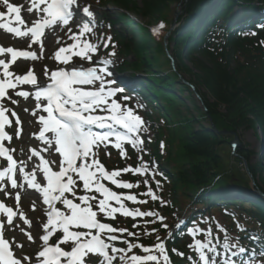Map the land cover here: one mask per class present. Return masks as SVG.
<instances>
[{"label": "trees", "instance_id": "trees-1", "mask_svg": "<svg viewBox=\"0 0 264 264\" xmlns=\"http://www.w3.org/2000/svg\"><path fill=\"white\" fill-rule=\"evenodd\" d=\"M164 1L172 0H144L142 7L134 0H95L101 8L108 9L110 4L120 8L116 21L103 17L106 32L113 37L107 54L114 52L110 57L117 58L115 70L128 69L131 73L146 75L132 91L127 90L130 100L122 101L127 95H118V100L131 107L145 124L137 133L142 143L126 145L127 155L119 159L117 166L156 170L154 180L160 181L162 189L157 188L150 175L134 176L133 171L125 172L123 178L130 180L133 187L120 193L147 201L130 203V207L157 215L135 220L118 217L115 227L125 230L118 232L129 242L153 249L151 254L158 256V262L148 264L199 263V253L194 247L197 239L216 248V254L211 256L220 262L231 251L240 252L242 247L248 255L262 258L261 264H264V164H251L252 152L247 148L239 152L249 162L247 176L255 180L256 190L263 194L259 195L251 188L250 180L233 179L230 175L232 172L219 151L220 143H227L229 137L219 135L222 130L217 125L215 129L203 125L212 119L215 124V121L223 124L226 131H237L251 124L259 129L264 142V28L260 27L264 25V0H191L185 5L183 16L178 20L180 26L168 44L176 53L179 67L184 68L178 59L185 58L194 66L198 81H190L189 88L180 81L182 69L173 68L171 60L164 56L162 45L170 29L169 20L160 19L165 22L164 33L158 37L161 45L146 25L128 15L134 12L159 17ZM118 23L121 30H115ZM129 33L131 43L126 41ZM131 55L136 63L128 61ZM159 62L164 63L158 66ZM166 64L169 70L163 69ZM178 83L186 89L193 88L203 100L204 108L191 102L197 115L187 107L189 97L183 98L182 90H175ZM184 106L185 112L181 110ZM221 107L225 110L223 113L219 112ZM146 179L158 199L142 195L147 192ZM159 217L164 218L167 228L162 226ZM193 229L204 231H196L195 237L188 239ZM129 233L135 235L129 236ZM161 241L166 245L167 262L155 250ZM133 254L148 253L135 248L128 253Z\"/></svg>", "mask_w": 264, "mask_h": 264}, {"label": "snow or ice", "instance_id": "snow-or-ice-1", "mask_svg": "<svg viewBox=\"0 0 264 264\" xmlns=\"http://www.w3.org/2000/svg\"><path fill=\"white\" fill-rule=\"evenodd\" d=\"M7 12L9 14L15 13V23L23 24L24 22L20 18V9L14 7L8 0H3ZM77 4V0H52L42 9L47 14V18L37 20L33 26L28 28L27 31L13 26L11 17H8V23L0 22V28L6 29L8 32L15 33L19 36H26L31 33L33 38L41 35L42 30L50 24L56 21H62L64 25H68L69 21L73 18V5ZM82 13L87 17H92L93 13L88 6L83 7ZM5 19V13L0 12V21ZM162 28L163 25H160ZM260 27L264 28V25ZM89 23L85 22L82 25V30L79 33L81 37L85 33L91 32ZM76 39V36L72 37ZM110 41V37L107 38ZM108 45L105 44L106 48ZM70 49L61 48L57 53V59L61 58V53L69 51ZM5 49L0 48V53H3ZM7 53L11 54L13 61L17 57H34V53L30 51H17L9 47L6 49ZM83 51L87 53L97 52V45L91 42H83ZM77 55H80L77 52ZM109 56L114 55L109 53ZM87 58L91 60V56ZM64 63L68 62V57H63ZM103 67H89L87 69L73 68L68 70H55L51 71L50 80L46 87H38L34 93L35 100L37 101V108L42 107V111L47 113L45 115H39V122L43 125V130L39 133L42 140L45 139V133H51L52 137L45 140L46 144H52L55 147V151L60 153L63 157V163L59 167L58 171H51L47 167V162H44L43 173L44 179L47 181V186L42 188L44 202L49 207L48 221L45 225V229L49 234H44L41 239L43 241V250L38 252V256L44 258L42 264H85V257L88 254H99L102 259L100 264H113V261L119 260V264H148V262H158V256L151 254L153 249L143 246L137 243H131L128 240H121L120 237L113 233L120 231L124 232V229H116L110 226L108 223L101 222L97 218L98 212L103 213L105 217H112L117 211L122 212L125 216L136 217H150L157 214L153 211H141L139 208L134 210H128L124 205V200L134 203H146L144 200H137L136 195L122 196L102 183L103 180H108L111 184L120 188L131 189L132 183L122 182L117 179L120 175L119 171L108 172L104 167L96 160V153L92 150L94 146H98L102 142L109 141L110 137L115 135L116 143L115 147L123 152L122 142L124 140H130L133 145L142 143V140L137 138L122 137L118 133L111 131L94 132L92 130L93 125L100 129L113 127V124L120 125L128 132L136 134L138 133L145 122L142 117L134 112L131 107L118 102L115 97L123 91L121 87H114L113 80L106 79L111 76L112 73L108 71V65L112 63L111 60L96 61ZM0 67L4 69V75L9 76V65L3 59H0ZM47 75V72L45 73ZM16 81L19 83H26L31 85H37V80L32 73L27 76H16ZM99 82L95 90H84L81 85H94ZM13 88L14 84L11 81L5 82L0 80V97H4L5 88ZM19 96L27 98L29 93L19 92ZM46 100V105H41V100ZM122 101L130 100V97L123 96ZM16 103L15 100L11 101ZM97 111L107 113V115L95 114ZM7 122L5 116V109L0 107V139H11L3 132L5 123ZM5 149L0 145V154H4ZM10 163V167L6 172H0V179H3L8 173L15 170L16 161L11 155L7 157ZM121 171L129 172L133 169L126 168ZM136 173L150 175L153 181L156 183L157 188L161 189L160 181H155L154 177L157 174L156 170L149 172L146 168L136 167L134 169ZM162 175V173H160ZM75 177V178H74ZM24 179L31 184L33 188H40L41 185L37 184L34 176L29 173ZM77 180L83 182V192L85 194L77 196L76 189L79 187ZM144 184L147 187V192L142 195L150 196L153 200L158 199L155 192L150 186L149 181L144 180ZM17 182L12 180V187L15 188ZM136 186H139L138 184ZM162 190V189H161ZM71 193L75 199L80 203L74 202L73 199L68 198L65 194ZM93 193V194H89ZM99 194L102 198H97L95 195ZM92 201H96L95 208L93 210ZM115 201L119 208L113 207L110 203ZM56 202L62 204L65 211H61L57 208ZM161 203H164L161 199ZM0 209L7 213V223L13 224V209L5 207L0 203ZM159 220L163 227L167 228V225L163 223L164 218L159 217ZM58 226L62 227L63 237L55 245H49V239L51 232ZM3 223H0V264H28L30 257L27 255L14 258L13 251L10 250V242L2 235ZM155 231V230H153ZM194 232L204 230L193 229ZM207 234L211 235V230H206ZM135 235L129 233V236ZM29 240L33 238L28 236ZM120 240L126 247H116L113 242ZM157 240L161 238L157 236ZM72 242L70 251H65L60 247L61 244L67 245L68 242ZM17 247L23 248L24 245L19 244ZM194 247L199 253L200 264H216L215 259H209L205 254V251L216 254V248H213L209 242L195 241ZM140 248L147 255H128L133 249ZM110 250V251H109ZM155 250L159 252L165 262L169 261V256L166 254V245L163 241L155 245ZM175 252L176 250L173 249ZM245 249L240 248V252H244ZM111 253V254H110ZM183 256L182 253H180ZM255 256L250 257V260H254ZM221 264H234L233 261L224 260Z\"/></svg>", "mask_w": 264, "mask_h": 264}, {"label": "rangeland", "instance_id": "rangeland-1", "mask_svg": "<svg viewBox=\"0 0 264 264\" xmlns=\"http://www.w3.org/2000/svg\"><path fill=\"white\" fill-rule=\"evenodd\" d=\"M2 1L3 0H1V2ZM134 1L138 4L139 7L143 6L144 0H134ZM173 1L175 0H172L168 3L167 1H164V5H163L164 8H162L161 13H158L159 17L157 16V17L152 18L150 16L149 17L140 16L139 14L134 13V12L128 13V15H131L133 20L137 21L138 23L146 25L151 31V33L161 29L160 25H162V20L160 19H164V18L169 20V24H170L169 28L171 29L175 26V24L178 22L180 17L183 16V10L185 8V5L188 4V2L191 0H186L184 3H180V4H176ZM80 3L82 4V8L85 6H88L89 8H91L94 17L96 18H98L99 15L103 17L106 15L108 19L112 18L114 21H116L117 15L120 13L119 6H115L110 3H109L110 5L108 9L104 7L101 8L99 6L97 7L96 6L97 3L95 2V0H80ZM13 4H21V3L16 2ZM1 9L3 10V13H4L5 8H1ZM90 18L91 20L94 21L93 16ZM121 27H122L121 24L118 23L117 26L115 27V30L116 29L121 30ZM178 27H179L178 24H176V28ZM79 28L80 27L76 24L69 25V26L62 25L58 27L55 31H53L52 33L48 35V38L46 39L44 45L39 48L41 51V54L39 53L40 54L39 61H36L33 63L31 62L23 63L22 62L18 66V69L21 67H24V70H26L29 66H33L38 71V73L43 78H45L46 77L45 73L48 72V70L56 67L53 61L54 51L57 48L59 49L60 46H63L72 40L77 41L81 45L82 49H83V42H92V43L97 42L96 44H97L98 54L87 53L86 55H84V57H82L80 59L81 61L79 62L80 68L87 69L89 68V66L91 67L101 66V64H98L96 61L98 58L100 60H106V59L108 60V58L105 55L106 48L104 47L105 45L104 38L110 37L111 39H113V37L111 36L112 33H106V31L104 32L103 29L100 31L96 29L95 31H97V33L92 35V33L90 32L91 34L88 33L86 36L81 37L79 35L80 33ZM73 36H76V39H73L72 38ZM57 38L61 40L60 45L57 44V40H58ZM156 39L157 38H155V40ZM132 40L133 39L130 38V33H129L126 36V41L127 43H131L130 41ZM107 42H109L108 39H107ZM156 42L157 44L161 43L158 40ZM6 45L10 46L11 44H6ZM16 45L17 44L14 43V45H11V46H16ZM162 46H164V52L166 53V55L164 54V56L168 57L171 60L173 68L175 69L177 68L178 70L182 69L181 71L183 73L181 75L182 78L180 79V81L186 86V88L187 87L189 88L190 81L192 82L198 81V79H196L194 75L195 74L194 66L187 58H185L184 60L178 59V61H180L181 64H183L182 66H184V68H181L179 67L180 65H177L176 63L177 59L174 57L176 56V53L174 54V51L172 50V47H169L168 42L163 43ZM154 47L156 48L157 46L154 44ZM88 55L91 56V60L87 58ZM164 56H161V57L164 58ZM85 60H87L86 63H85ZM128 61L130 63H136V59L132 55L128 57ZM162 63L159 62V64L157 65L161 66ZM163 69L169 70L170 68L168 64H166V65H163ZM126 71L127 69L125 70V72ZM190 71H192L191 72L192 74H189ZM125 72H120L118 77L122 78V77L128 76L129 72H126V73ZM139 74L141 75L142 73H139ZM142 76L145 77L146 76L145 73H143ZM98 84L99 82H96V84L92 85L94 87V90L98 86ZM186 88L182 87L181 84H179L178 86H175L176 91H179L180 89L182 90L181 93H182L183 98L189 97V99L187 100V107H189L193 111V113L197 115V112L192 107L191 102L195 101L197 106H199L200 108H204L203 100L194 91L193 88H190V90ZM12 89L13 88H8V90L5 91L4 97H0V107L4 108L5 112H9L11 109H14V110H18L21 113V118L23 119L24 124L22 127L16 126L13 129V133L15 135L14 148L17 151L18 156L24 159V162H28L31 160L34 162V160L31 157V150L35 148V145L37 143V141L34 139V136H33V134L36 132V128L33 130V127H34L35 119H36L34 117V114L37 113V109H36L37 104L36 102L32 101V98L21 99L17 95V89H15L14 91H12ZM203 90H204V93L209 95L206 89L203 88ZM12 100H15L16 103H12L11 102ZM210 100L212 101V99ZM185 109L186 107L184 106V108L182 107L181 110L185 112ZM224 111L225 110L222 107L219 109L220 113H223ZM209 121H210L209 123L208 121H204L203 125L207 127L210 126L213 129H215V126L217 125L219 129L222 130L219 132V135H224V136L229 137L227 143H220L221 146H220L219 151L224 157L223 161L226 164L227 169H229V171L232 172L230 174L232 178L233 179L239 178L240 180L243 179L242 181L250 180L251 188L256 190V187L254 184L255 180L253 181L250 179V177L247 176V174H249L248 165H247L249 162H247V160L241 157L239 152L247 148L248 150L252 152L251 159L249 160L251 164H258V163L264 164V143L261 139V133L259 129L252 126L251 124H248V125L241 127L237 131H231V130L226 131L223 124H221L220 122L217 123V121H215L216 122L215 124L214 120L210 119ZM109 152H112V154H114V151H112L111 147H107V148L104 147V149L100 148L96 152V160L98 161V159H100L102 162L108 163V166H109V159L113 158L112 157L113 155L109 156L108 154ZM5 191H8V190H5V185L0 184V203L7 205V206H16V207L18 206L16 205L17 203L13 198L14 197L13 195L15 193H19L20 195H23V196H22L21 204L17 207L19 208L20 216L14 226L6 227L3 237L9 240L18 258L20 256L27 255L30 257L28 264H36L37 258L35 254H36V251L41 247L42 245L41 237L46 232L45 218L43 217V211H41L40 209L37 210V205L34 204V202L31 199H28V197H26L23 194L21 188L18 191H9L7 197H6ZM81 192L82 191L80 189H76L77 196L84 194V192L83 193ZM255 192L263 195L258 190H256ZM70 196L73 197L71 193H70ZM92 202L96 204V201H92ZM0 212H2V209H0ZM1 217L3 219V215H1ZM29 235H31V237L33 238L32 240L28 239ZM19 244L24 245V247L23 248L17 247V245Z\"/></svg>", "mask_w": 264, "mask_h": 264}, {"label": "bare ground", "instance_id": "bare-ground-1", "mask_svg": "<svg viewBox=\"0 0 264 264\" xmlns=\"http://www.w3.org/2000/svg\"><path fill=\"white\" fill-rule=\"evenodd\" d=\"M10 1H11V3H16V2L22 3L24 5V9L26 11L25 12L26 16H28V18H30V16L32 15V13L29 10V4L32 2V0H10ZM19 42L22 43V44H25L26 43V40L25 39H22ZM33 197L35 198V196H33Z\"/></svg>", "mask_w": 264, "mask_h": 264}, {"label": "water", "instance_id": "water-1", "mask_svg": "<svg viewBox=\"0 0 264 264\" xmlns=\"http://www.w3.org/2000/svg\"><path fill=\"white\" fill-rule=\"evenodd\" d=\"M173 29H174V27L171 29V31L169 32V34H168L167 37L165 38V43H167L168 38L170 37V35H171L172 32H173Z\"/></svg>", "mask_w": 264, "mask_h": 264}]
</instances>
